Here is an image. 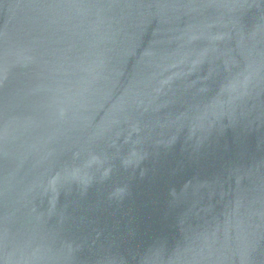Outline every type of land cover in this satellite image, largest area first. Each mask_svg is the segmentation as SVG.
I'll list each match as a JSON object with an SVG mask.
<instances>
[{"label": "water", "instance_id": "obj_1", "mask_svg": "<svg viewBox=\"0 0 264 264\" xmlns=\"http://www.w3.org/2000/svg\"><path fill=\"white\" fill-rule=\"evenodd\" d=\"M0 264H264V0H0Z\"/></svg>", "mask_w": 264, "mask_h": 264}]
</instances>
